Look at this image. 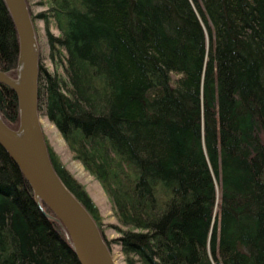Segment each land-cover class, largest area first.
I'll list each match as a JSON object with an SVG mask.
<instances>
[{"label": "trees", "instance_id": "16d2710c", "mask_svg": "<svg viewBox=\"0 0 264 264\" xmlns=\"http://www.w3.org/2000/svg\"><path fill=\"white\" fill-rule=\"evenodd\" d=\"M39 113L106 193L119 237L46 137L53 167L125 264H264V0H26ZM45 24L46 50L37 21ZM55 29V32L53 30ZM19 34L0 0V71ZM0 114L20 127L17 93ZM0 146V264H80Z\"/></svg>", "mask_w": 264, "mask_h": 264}, {"label": "water", "instance_id": "95a60500", "mask_svg": "<svg viewBox=\"0 0 264 264\" xmlns=\"http://www.w3.org/2000/svg\"><path fill=\"white\" fill-rule=\"evenodd\" d=\"M16 25L20 54L17 74L0 71V83L18 95L20 127L13 130L0 114V146L30 183L40 210L42 201L69 235L80 264H116L98 225L55 171L39 113L40 45L26 0H5Z\"/></svg>", "mask_w": 264, "mask_h": 264}, {"label": "rangeland", "instance_id": "374dc122", "mask_svg": "<svg viewBox=\"0 0 264 264\" xmlns=\"http://www.w3.org/2000/svg\"><path fill=\"white\" fill-rule=\"evenodd\" d=\"M29 1L36 15L44 10V7L39 4L40 3L39 0H29ZM37 26L40 33V38L44 46V50H46L45 24L43 21L38 20ZM53 32L57 33L55 29L53 30ZM41 121L43 124L45 136L48 138L50 144L52 145L54 150L59 154L63 163L67 166V168L71 171V173L80 182H82L83 184L86 183L85 186L88 187L92 195L97 197L98 193H100V195L104 194V190L100 185V183L85 170V168L79 161L73 159L67 144L65 143V141L63 140L57 129L48 121L47 118L41 117ZM105 194H104L105 203L99 202L100 206L98 205L97 206L99 207L101 215L104 220L105 234L109 239V241H113L114 239L119 237V234L109 226L117 224V220L114 218L111 203L109 199L105 196ZM113 252H114V259L116 264H125L123 260V256L121 254L120 247L117 245H113Z\"/></svg>", "mask_w": 264, "mask_h": 264}, {"label": "crops", "instance_id": "0c3cea01", "mask_svg": "<svg viewBox=\"0 0 264 264\" xmlns=\"http://www.w3.org/2000/svg\"><path fill=\"white\" fill-rule=\"evenodd\" d=\"M86 183H84V185H85ZM87 187V186H86ZM87 189H88V187H87ZM88 191H89V193L91 194V196H92V198L95 200V202L97 203V205L98 206H100L99 204V202H101V203H105L104 201H105V197H104V194H105V192H104V194H101L100 195V193H98V196L96 197V196H94V195H92V193L90 192V190L88 189ZM105 196L107 197V195L105 194ZM108 198V197H107ZM115 218V217H114ZM116 219V218H115ZM117 220V219H116ZM117 224H118V221H117Z\"/></svg>", "mask_w": 264, "mask_h": 264}]
</instances>
